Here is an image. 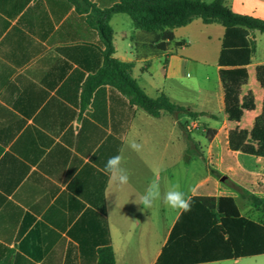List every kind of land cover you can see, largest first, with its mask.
<instances>
[{
	"label": "crops",
	"instance_id": "0c3cea01",
	"mask_svg": "<svg viewBox=\"0 0 264 264\" xmlns=\"http://www.w3.org/2000/svg\"><path fill=\"white\" fill-rule=\"evenodd\" d=\"M118 1L0 0V264H99L107 247L116 264H156L182 213L159 199L151 209L134 202L153 184L161 193L179 186L191 198L229 196L238 207L239 200L250 203L248 195L264 198V157L245 155V163L230 148V132H251L263 113L257 67L264 66V33L256 32L242 92L253 95L255 109L232 122L219 74L222 25L197 18L175 29V41L161 50L129 15L113 14L114 57L134 64L145 93L205 115L154 117L109 85L82 109L85 84L104 65L96 11ZM231 8L264 20V0H231ZM199 26L212 27L221 41L219 80L204 87L203 76L189 79L191 65L206 58L191 50ZM130 140L142 151L129 149ZM117 154L130 172L123 190L105 172Z\"/></svg>",
	"mask_w": 264,
	"mask_h": 264
},
{
	"label": "trees",
	"instance_id": "16d2710c",
	"mask_svg": "<svg viewBox=\"0 0 264 264\" xmlns=\"http://www.w3.org/2000/svg\"><path fill=\"white\" fill-rule=\"evenodd\" d=\"M96 12V26L105 45L104 65L85 84L82 109L90 104L97 88L109 85L132 105L154 117H159L163 111L177 116L187 113L192 118L205 115L190 112L165 95L153 99L145 93L133 76L134 64L114 57L110 19L116 13L129 15L137 29L154 35L161 50H166L175 41V29L185 27L197 18L205 25H222L225 35L219 74L225 90L228 119L240 122L245 111L255 109L253 95L248 93L242 97V92L249 79L248 65L257 51L256 32L264 33V20L235 13L231 0H119L112 8ZM257 79L264 88V66L257 67ZM230 148L240 151V160L245 163V155L264 157V106L251 132L240 129L230 132ZM246 197L264 215V198ZM261 255H264L263 222L242 216L232 197L195 196L191 198V210L179 217L156 264H206ZM99 264H116L111 247L101 250Z\"/></svg>",
	"mask_w": 264,
	"mask_h": 264
},
{
	"label": "rangeland",
	"instance_id": "374dc122",
	"mask_svg": "<svg viewBox=\"0 0 264 264\" xmlns=\"http://www.w3.org/2000/svg\"><path fill=\"white\" fill-rule=\"evenodd\" d=\"M212 27H195L193 32L191 33V43H192V51L194 52H204L206 54V58L201 59L200 62L191 65L190 68V80H198L199 77L203 76V81L201 82L202 87L206 85H211L219 80V75L217 71L218 67V53L221 48V41L217 36V31L211 29ZM209 77L210 81H205L204 77ZM207 82V83H206ZM200 130L201 135L206 134V126L204 123L198 124L197 127ZM201 167L205 170V161L200 159ZM214 161L211 160L210 168L213 167ZM247 199V197H245ZM245 201V200H244ZM238 201L239 207L244 213H247L249 216L253 217L264 223V215L258 213L253 207L249 212L247 211L248 206H252L248 201ZM209 264H264V255L257 257H249L240 259L238 261H222L215 262Z\"/></svg>",
	"mask_w": 264,
	"mask_h": 264
},
{
	"label": "clouds",
	"instance_id": "9594fccd",
	"mask_svg": "<svg viewBox=\"0 0 264 264\" xmlns=\"http://www.w3.org/2000/svg\"><path fill=\"white\" fill-rule=\"evenodd\" d=\"M127 147L134 152L142 151L143 145L135 140H130ZM105 172L117 190H123L130 184V172L124 166L123 157L120 154L110 157L105 164ZM135 203L142 205L143 209H151L159 199L165 205L181 213L191 210V197L179 186H173L168 191L161 193L155 184L149 186L143 193L135 196Z\"/></svg>",
	"mask_w": 264,
	"mask_h": 264
}]
</instances>
